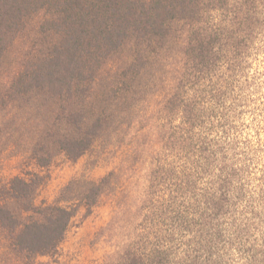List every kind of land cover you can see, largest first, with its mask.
<instances>
[{
  "label": "trees",
  "instance_id": "obj_1",
  "mask_svg": "<svg viewBox=\"0 0 264 264\" xmlns=\"http://www.w3.org/2000/svg\"><path fill=\"white\" fill-rule=\"evenodd\" d=\"M35 17L0 89V125L29 126L38 169L0 185V228L23 264H48L36 257L116 178H73L37 204L40 169L139 122L158 147L139 203L104 228L128 224L101 264H264V0H0V71Z\"/></svg>",
  "mask_w": 264,
  "mask_h": 264
},
{
  "label": "rangeland",
  "instance_id": "obj_2",
  "mask_svg": "<svg viewBox=\"0 0 264 264\" xmlns=\"http://www.w3.org/2000/svg\"><path fill=\"white\" fill-rule=\"evenodd\" d=\"M38 22L39 17H35L30 30L6 52L0 71V89L19 69L26 47L34 43ZM12 127L0 125V185L13 176H24L27 170H38L22 149L28 142L29 126H23L18 131H11ZM157 147L155 133L152 134L144 128L143 122H139L120 132L107 133L79 158L69 159L65 154L58 153L48 166L41 168L44 180L38 188L37 204L53 202L60 189L73 178L96 180L110 171H115L116 178L112 188L90 211L81 208L77 212L57 248L50 254L38 255L36 260L48 264H101L108 255L115 253L123 245L128 224L117 236L104 228L115 208L129 200L138 204L143 197L149 155ZM0 264H23L20 255L11 250L6 233L1 228Z\"/></svg>",
  "mask_w": 264,
  "mask_h": 264
}]
</instances>
